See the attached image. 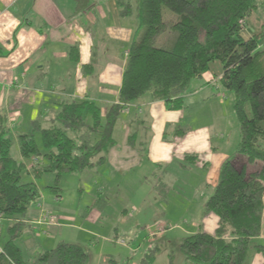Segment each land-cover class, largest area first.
<instances>
[{
    "label": "trees",
    "instance_id": "trees-1",
    "mask_svg": "<svg viewBox=\"0 0 264 264\" xmlns=\"http://www.w3.org/2000/svg\"><path fill=\"white\" fill-rule=\"evenodd\" d=\"M263 3L118 1L121 14L134 12L138 24L127 53L119 103L108 110L105 124L94 103L62 102L49 126L33 123L31 131L11 136L7 118L0 113V219L20 220L40 199L34 182L20 181L26 169L21 158L43 156L46 164L42 168L32 164L31 171L36 176L54 172L57 179L99 164L113 145L112 128L124 105L149 93L168 109H181L191 81L207 71L211 62L219 61L218 81L233 95L240 140L235 153L222 163L218 182L204 203L203 213L218 219L215 232L198 230L183 238L179 250L183 264H243L251 247L264 253V39L262 31L248 39L240 35L245 19ZM262 21L264 25V15ZM36 130L43 150L35 142ZM95 133L99 137L94 141ZM13 142L21 158L12 156ZM255 164L258 168L249 170ZM24 229L20 222L8 227L0 264H28L15 243ZM253 240L260 242L251 245ZM152 256L146 254L142 264H151ZM88 259L85 248L69 242H59L37 255L38 264H87Z\"/></svg>",
    "mask_w": 264,
    "mask_h": 264
},
{
    "label": "crops",
    "instance_id": "crops-1",
    "mask_svg": "<svg viewBox=\"0 0 264 264\" xmlns=\"http://www.w3.org/2000/svg\"><path fill=\"white\" fill-rule=\"evenodd\" d=\"M118 1L0 0V113L6 116L10 133L14 132L15 136L18 132H27L33 123L49 126L59 104L72 101L94 103L100 110L101 123L105 124L108 110L119 103L127 53L138 24L134 12L121 14ZM261 15L257 10L245 19V27L240 31L242 38L248 39L263 31ZM221 73V63L211 62L207 71L191 81L183 95L184 106L178 110L168 109L163 100L153 99L149 93L124 105L113 125V145L105 153L104 160L100 165L96 164L98 167L92 166L95 169L89 167L80 171V180L84 184L88 182L86 188L95 191V186L100 185L98 192L103 190L106 193L109 186L106 188L100 182L101 175H106L108 169L130 172L136 168L145 181L147 176L153 178L150 188L153 191L150 196L154 194L153 201H167L162 188L172 189L174 175L171 166L174 165V169L177 167L176 176L187 174L183 185L189 186L195 198V207L189 217L191 225L182 232L186 237L202 230L203 220L213 214H204L202 207L218 182L222 163L233 154L226 149L224 132L227 130V117L231 118L233 112V95L228 91L225 95L220 93L218 79ZM223 97L224 100L221 99ZM189 100L197 106L191 112L187 105ZM209 105L215 109L222 108L219 127L212 122L200 121L204 115L202 109H209L205 116L211 117ZM121 114L123 117L119 120ZM89 120L92 121L90 115L86 117L87 123ZM118 122L122 129L119 140L115 138ZM213 126H217L218 133H223L217 134ZM98 137L99 133L93 134L94 141ZM16 154L15 158H21L18 148ZM142 166H146V170ZM189 166L193 168L190 172ZM146 199L143 198L144 204ZM143 203L139 206L132 202L128 204L134 212L139 211L133 218L136 223L141 222L138 217ZM159 203L166 211V205ZM157 204L149 206L156 210ZM94 207L95 203L91 210ZM48 210L38 203L32 210L28 209L24 223L30 230L40 229L41 234H51L56 227L61 237L63 231L71 232L72 235L59 242L83 247L81 241L85 238L80 234L87 233L83 229L77 228L81 233L74 229L77 217L51 213L56 221L49 224L42 218ZM83 211L88 212V209ZM121 214L122 218H127V209L123 208ZM182 221L187 224V220L182 218ZM262 224L264 229V218ZM75 237H79L80 242ZM41 242L35 243L39 251L53 248L47 249L48 244L42 245ZM136 249L131 248V251ZM248 253L251 264H264L261 253L254 250ZM109 261L116 264L114 259Z\"/></svg>",
    "mask_w": 264,
    "mask_h": 264
},
{
    "label": "rangeland",
    "instance_id": "rangeland-1",
    "mask_svg": "<svg viewBox=\"0 0 264 264\" xmlns=\"http://www.w3.org/2000/svg\"><path fill=\"white\" fill-rule=\"evenodd\" d=\"M259 10L262 14L261 16H263L264 3ZM261 19H263V17H261ZM262 28H264V25ZM261 34L264 39V29ZM219 89L220 93L224 95L225 92L228 91L222 86H220ZM228 92L230 93V91ZM229 96L230 95H228V99H231V96ZM221 99L224 100V97ZM192 101L193 100L187 101L189 112L197 109V106H194V102ZM209 108L211 110V117L205 116L206 111L209 109H202L204 115L201 116L200 121L207 124L212 122L219 127L221 123L219 119L222 117L220 111L222 108L219 106L215 109L211 105H209ZM232 111L231 118L227 117V130L224 132L227 138L226 149L234 154L239 142V124L233 108ZM122 117L123 114H121L119 120H121ZM214 117H216V119H214ZM102 121H104L103 117ZM88 123H91V121L89 120ZM217 126H213L216 132ZM32 128L33 125L31 128L28 127V129H26L28 130L27 132L31 131ZM22 131H24V129H22ZM220 132H217V134H220ZM13 134L14 132L10 133L11 136H14ZM121 136L122 129L118 122L115 127V138L119 140ZM34 139L39 149L43 150L41 137L37 130L35 131ZM213 143L216 142L213 141ZM16 148H18L17 143L13 142L11 154L14 157L17 156ZM21 159L26 165V169H23L21 173V183L34 182L40 193L39 201L35 205L30 206L29 209L32 210L38 203H42L45 209H49L48 211L50 213L57 216L61 214H67L68 216L69 214V216L72 217L75 215L77 220L74 224V229L79 233H81V231L77 230V228L83 229L87 233L80 234V237L85 238L84 241H81L83 242L82 244H84L83 247L89 253L87 264H110V259L116 260V264H142V259L146 254L153 255L151 264L184 263V256L179 250V244L185 237L182 229L190 227L191 225L189 217L195 207V198L189 186L183 185V180H187V174L184 173L183 176H176L177 172H175V170L177 167L174 169V165L171 166V171L174 175L172 189L164 190V188H162L164 195L167 197V201L160 199H157L158 201H153L152 197L154 194L150 196L153 178L147 176L148 179L145 181L143 174L136 168L131 169L130 172H115L108 169L107 173H105L106 175H101L102 179L100 184L105 185L106 188L109 186L110 189L106 190V193H103V190L100 192L97 190L100 185L97 187L95 186V191L87 189L86 186L88 182L84 184V182L80 180V171L64 174L59 179L56 178L54 172L47 171H42L36 176L34 171H31V165L38 164L40 165L39 167L42 168L46 164L44 157L37 156ZM100 164L101 163L98 165ZM98 165L96 166L98 167ZM258 166L259 164H255L251 167L249 166V170L256 169ZM142 167L143 170L146 168V166ZM92 168L95 169V167ZM192 170L193 168L190 167L188 172ZM144 197L147 198L146 204L143 203ZM93 202L95 203V207L91 210L92 205H94ZM130 202L135 203L137 206L142 205V203L144 205L138 217L139 222L141 221L140 223H136L134 220L136 213L138 215L139 211L134 212V209L128 205ZM159 202L166 205V211L164 207H161ZM157 203H159V206ZM149 204H157V209L155 210V208L149 206ZM167 204L169 206H167ZM123 208L127 209V218H122L121 212ZM84 209H88V212H84ZM132 213V217L129 218ZM66 218L68 219L69 217ZM182 218L183 220H187V224L182 221ZM24 220L25 219L22 218L17 221L14 219L10 221H13L12 223L20 222L25 226L22 235L15 239V242L19 248H21L22 258L28 264H38L37 255L41 251L36 248L35 243H37V241H42V245L48 244L46 248L49 249L56 247L59 241L72 235L71 232L63 231V237H61L62 235L58 227L54 230L55 232L52 229L51 234H45L44 232L41 234L38 228L30 230L24 223ZM70 220L72 221V218ZM12 223L9 222L8 219H0V246L8 240V227L12 225ZM217 223L218 220L216 216L211 214L203 220L202 230L207 233L211 232L209 234H213ZM65 230L68 229L65 228ZM75 238L80 242L81 239L79 237ZM259 242L260 240H253L251 245L259 244ZM131 248L137 249L133 252L134 250L131 251ZM250 250H254V252L257 251L254 247H251ZM257 253H261L264 256V253L261 251H257ZM249 257L250 254L248 253L246 257L247 260L245 259L246 264H251L252 262Z\"/></svg>",
    "mask_w": 264,
    "mask_h": 264
},
{
    "label": "built area",
    "instance_id": "built-area-1",
    "mask_svg": "<svg viewBox=\"0 0 264 264\" xmlns=\"http://www.w3.org/2000/svg\"><path fill=\"white\" fill-rule=\"evenodd\" d=\"M42 218L44 222L49 224H52L56 221V217L47 211L43 213Z\"/></svg>",
    "mask_w": 264,
    "mask_h": 264
}]
</instances>
